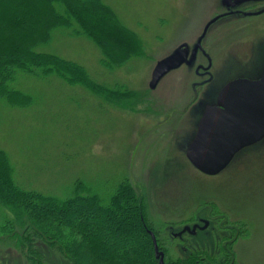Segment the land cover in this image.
Instances as JSON below:
<instances>
[{"label":"rangeland","instance_id":"1","mask_svg":"<svg viewBox=\"0 0 264 264\" xmlns=\"http://www.w3.org/2000/svg\"><path fill=\"white\" fill-rule=\"evenodd\" d=\"M78 1L72 0L70 7L91 38L60 28L37 51L81 66L88 80L72 84L57 74L37 77L19 70L12 86L25 93L30 104L17 107L0 99V148L8 154L17 183L65 197L76 190L78 181L104 193L129 176L139 194L145 225L155 233L167 264H196L189 256L202 250L213 264H220L218 259L228 250L232 253L233 247L235 264L243 263L245 248H250L246 263L264 264V140L237 154L218 176L201 173L187 157L201 119L208 108L218 105L223 88L231 81L256 80L264 74V33L253 30L251 20L247 24L232 19L234 9H247L248 4L245 0H101L133 42L126 51L133 55L119 65L117 60L124 54L112 53L102 34L91 28L94 21L103 28L105 21L82 17L77 10L98 9ZM30 6L22 9L18 21L33 16L37 20V7ZM13 12L11 8L9 14ZM223 18L231 22L213 27ZM184 47L190 50L189 65L150 87L159 61ZM102 60L113 68L103 66ZM97 145L101 154L93 155ZM230 207L234 214L226 218L213 214ZM24 216L12 227L0 219V264H77L73 252L64 247L66 235H46L38 222ZM202 218H215L207 231L174 235L186 224L204 223ZM101 220L90 221L92 228L104 227ZM232 232L234 242L224 240ZM91 243L94 248L100 245ZM115 244L107 239L100 246L120 257L137 252L133 244L116 248ZM149 254L159 264L152 250Z\"/></svg>","mask_w":264,"mask_h":264},{"label":"trees","instance_id":"2","mask_svg":"<svg viewBox=\"0 0 264 264\" xmlns=\"http://www.w3.org/2000/svg\"><path fill=\"white\" fill-rule=\"evenodd\" d=\"M11 1L15 0L0 1V99H7L17 107L30 104L29 97L12 86L19 70L37 77L57 74L72 84L80 79L88 80L87 72L81 66L37 51L39 47L47 45L54 31L60 28L70 30L73 36L91 38L74 8L70 7L72 0H18L16 4L13 3L15 6ZM78 2L98 9L77 8L82 17L93 20L97 16L105 21L104 27L100 28L93 20L91 28L102 34L112 53L124 54L123 58L117 60L122 65L133 55L126 52L133 42L113 22L109 15L113 13L112 10L104 6L101 0ZM32 3L37 7V20L33 16L18 21L24 14L22 9ZM11 8L14 12L9 14ZM99 10L104 14L101 15ZM102 64L113 68L111 63L105 64L104 60ZM97 89L100 91V88ZM77 186L72 194L65 197L25 189L17 183L8 154L0 148V219L5 225L12 227L27 215L29 222H38L44 234L56 237L58 232L66 235L68 246L62 243L66 250L73 252L72 257L77 264H154L153 255L149 254L154 244L147 233L139 194L130 177L117 180L114 187L104 193L88 189L81 181ZM83 216L89 219L82 221ZM98 219H102L104 227L93 229L90 221L98 224ZM71 235L73 238H70ZM107 239L115 241V248L133 244L137 252L120 257L101 247ZM91 241L101 246L94 248Z\"/></svg>","mask_w":264,"mask_h":264},{"label":"water","instance_id":"3","mask_svg":"<svg viewBox=\"0 0 264 264\" xmlns=\"http://www.w3.org/2000/svg\"><path fill=\"white\" fill-rule=\"evenodd\" d=\"M189 49L159 61L150 87L155 88L164 76L189 61ZM264 139V75L258 80L237 79L221 91L218 105L208 108L199 130L187 151L192 165L208 176L224 171L234 157L245 148ZM156 256L164 264L163 254L153 232Z\"/></svg>","mask_w":264,"mask_h":264},{"label":"flooded vegetation","instance_id":"4","mask_svg":"<svg viewBox=\"0 0 264 264\" xmlns=\"http://www.w3.org/2000/svg\"><path fill=\"white\" fill-rule=\"evenodd\" d=\"M245 4L246 5L248 4L247 9L243 8L241 10H237V9L233 10V11H236L235 13H233V16H234V18H232V19H234L233 21H235V23L236 22H245V23L248 24V21L251 20L252 22H254V25L252 26L253 30H258V31L261 32V34L264 33V31H261V30L264 29V28L261 27V23L264 22V18H263L264 17V0H245L244 1V5ZM222 14H225V13H222ZM217 15L218 14H216L214 17H217ZM226 22L229 23L231 21L225 20L223 18L221 20L216 21L213 24V27L217 26L218 24H222V23H226ZM211 26H210V29H209L208 32H210V30H212ZM262 26L264 27V24H262ZM205 28H206V26H205ZM259 42H261V41H259ZM203 56H205V54ZM207 63H209V61H207ZM198 71H200L201 74L203 73V69H200V70L198 69ZM215 203H217V202H215ZM216 211H217V213L214 211L213 214L214 215L220 214L221 218H226L227 214H232V215L234 214L233 211H232V207L226 208L225 212H219L218 210H216ZM246 218L248 219L249 217H246ZM214 219L208 220V219L202 218V222L204 221V223H202V224L201 223L200 224L196 223L193 227H191L189 224L188 225L186 224V226L184 227V229L181 232H179L177 234H174V235L176 237H182L185 234H190V235L196 236L198 233H201L202 231H207L210 227H212V224H213L212 221H214ZM243 219H245V216H243ZM247 219H246L247 222H245V224L249 225ZM217 225L220 226L219 223H217ZM147 230H148V228H147ZM230 239H232L231 241L234 242V234H233V232L232 233H227V234L224 235V240L230 241ZM247 244H249V242H247ZM245 250H247V252L246 253H242V262H243L242 264H248V263H246V261L248 259L247 258V253L250 252V248H245ZM159 251H160V253L163 254L164 263L167 264V262H166V253L164 251H162L160 248H159ZM220 251H223V250L218 248V252L219 253H220ZM229 251L230 250H228V252H224L222 254V255H224V254L227 255L226 257L223 256V259L222 258L218 259L220 264H235L237 255L234 252V247H233V252L232 253L231 252L229 253ZM195 253H198V254H195ZM195 253L191 254L189 256L191 262H196V264H209V263H207V261H208L211 264H213V260L209 257V255L204 250H202L201 252L197 251ZM153 254H154L155 259H156V250L155 249L153 250ZM156 260L160 264V261L158 259H156Z\"/></svg>","mask_w":264,"mask_h":264},{"label":"clouds","instance_id":"5","mask_svg":"<svg viewBox=\"0 0 264 264\" xmlns=\"http://www.w3.org/2000/svg\"><path fill=\"white\" fill-rule=\"evenodd\" d=\"M92 154L93 155H100L101 154L99 145L94 147Z\"/></svg>","mask_w":264,"mask_h":264}]
</instances>
